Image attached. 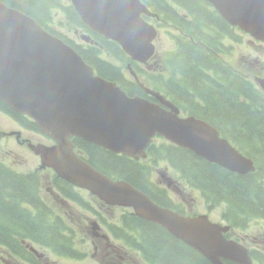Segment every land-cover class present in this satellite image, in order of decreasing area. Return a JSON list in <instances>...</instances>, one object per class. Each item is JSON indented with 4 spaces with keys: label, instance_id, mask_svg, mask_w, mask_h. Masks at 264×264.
<instances>
[{
    "label": "water",
    "instance_id": "1",
    "mask_svg": "<svg viewBox=\"0 0 264 264\" xmlns=\"http://www.w3.org/2000/svg\"><path fill=\"white\" fill-rule=\"evenodd\" d=\"M222 17L264 42V0H208ZM83 22L117 41L132 58L146 61L154 52V27L141 14L138 0H72ZM257 45L254 48H262ZM256 82L264 89V79ZM157 97H160L156 94ZM0 98L35 118L55 146L31 145L43 165L64 180L87 188L110 205L130 206L135 214L159 223L198 250L213 264H252L248 248L228 239V226L207 215L185 216L156 204L125 181H116L74 152L71 135L115 153L145 156L157 134L191 149L199 157L246 174L255 169L215 128L194 116L181 118L179 108L130 96L116 83L95 73L81 55L32 17L0 2ZM97 228V224H93Z\"/></svg>",
    "mask_w": 264,
    "mask_h": 264
},
{
    "label": "trees",
    "instance_id": "2",
    "mask_svg": "<svg viewBox=\"0 0 264 264\" xmlns=\"http://www.w3.org/2000/svg\"><path fill=\"white\" fill-rule=\"evenodd\" d=\"M0 1L31 16L41 26L63 38L101 76L117 82L128 94L149 97L140 85L128 80L120 65L102 54L106 51L120 64H126L130 59L119 44L92 31L71 4L70 8L64 9L62 0ZM177 2L193 15L190 21L180 18L184 36L177 41L178 51L170 59L171 67L180 76L163 79L161 74L154 75L150 77L152 86L171 98L183 114L194 115L214 125L221 135L254 160L256 169L247 174L231 172L188 149L171 144H151L149 156L155 162L158 159L170 161L193 188L202 192L208 203L225 204L223 217L232 226L246 229L253 219L264 221V94L224 60L223 55L231 50L224 45L225 39L240 41L234 39L230 26L206 3L199 0ZM54 7L63 8L70 24L85 30L90 42L78 44L54 30ZM155 77L161 79L155 80ZM0 109L23 125H35L33 120L11 110L1 99ZM74 143L80 155L106 175L128 181L164 207H178L164 188H158L151 181L150 166L79 138ZM38 182V174H18L0 162V240L9 243L12 241L11 231H20L38 238L40 243L56 251L81 257L82 253L74 249L73 234L65 220L56 216L53 220L50 217L47 223V213L51 216L52 212L39 198ZM55 183L64 197L97 212L94 205L75 192L71 184L56 176ZM24 202L36 208V216L22 206ZM112 229L116 236L129 238L150 264H212L164 227L140 219L131 212H126ZM133 236L140 237V241ZM13 242L18 244L16 240ZM255 254L253 257L258 259Z\"/></svg>",
    "mask_w": 264,
    "mask_h": 264
},
{
    "label": "rangeland",
    "instance_id": "3",
    "mask_svg": "<svg viewBox=\"0 0 264 264\" xmlns=\"http://www.w3.org/2000/svg\"><path fill=\"white\" fill-rule=\"evenodd\" d=\"M63 3H68V0H62ZM148 10H151L150 6H157L162 14L167 16L168 11L165 10V3L163 0H150V5L144 3ZM53 21L55 22L54 27L60 32L64 33L68 37L79 41V34H76L74 29L70 27L65 19V15L58 11H53ZM169 28L167 27H159L158 26V36L155 40L156 45V53L154 57L145 65L146 71L149 73L156 72H164L165 78H170L172 75H176L177 72L170 65L171 56L176 50V32L172 29V35L168 32ZM227 46L233 51V46L237 45L236 42L230 40L226 41ZM113 63L120 65L124 70L125 65L120 64L118 61L114 60L115 58L111 57L109 53H104ZM249 50V47L241 42V44L236 48L235 53L229 59L230 64L240 71L242 74L248 76V74H264V57H260L258 55H253ZM254 58L257 61H254ZM262 61L261 63H258ZM180 75L175 76L174 78H179ZM140 78L145 84H148L141 76ZM161 77H155V80H160ZM0 129L1 130H20L18 123L15 122L8 114L0 112ZM39 134V133H35ZM40 135L39 141L47 142V139ZM38 138L36 136H32L33 142ZM155 142H160L155 140ZM0 162H3L10 167L18 168L22 163L26 164V170L35 169L39 166L40 159L33 153H30V150L26 145L22 146L17 143L16 138L14 136H8L4 139L0 140ZM157 168V169H156ZM154 170V181H158L159 179V170H166L172 179L176 180L175 184L172 185V190H168L167 192L173 198L175 202H179V199H183L190 210L195 212L198 211L201 214L209 213L212 217L211 220H219L221 221L220 211L223 206L219 205L212 209H208V206L202 197V194L189 187L183 180L180 178L179 174L172 168H170L164 161L157 166ZM17 171H25V168L22 166ZM53 172L48 170L45 172V183L43 188V195L46 201L51 205V207L55 210L56 213L62 215L69 227H71L76 236V244L79 248L85 253V257H79L78 260L69 259L57 256L56 254H51L49 250L43 249L37 246L34 243H31L36 249L41 250L44 254V264H145L143 262V257L140 252L135 248H130L124 245L122 242H119L121 246V251L119 255L116 253L115 247L112 245L106 244V239L93 236V231L91 229V222L98 221L100 224V228L95 229V231L100 234H107L109 239L120 241L114 239L108 232L107 223H119L120 217L123 213L127 212L124 207H113L105 205H100L99 200L90 195L88 192H81V195H85V199L91 202L94 205V209L98 211L97 214L94 211L82 208L76 203L66 201L60 197H58L59 201H55L50 188L52 186ZM178 182V183H177ZM166 186V185H164ZM182 189L183 194L180 191ZM104 219V222L102 221ZM248 235V236H245ZM237 237H246L248 238V244L253 245V247L257 248L259 251L264 250V227L260 222L253 223L246 230L237 231ZM136 250V251H135ZM5 258L11 264H23L22 261L18 259H14L8 251L0 248V259ZM259 264V263H256Z\"/></svg>",
    "mask_w": 264,
    "mask_h": 264
},
{
    "label": "flooded vegetation",
    "instance_id": "4",
    "mask_svg": "<svg viewBox=\"0 0 264 264\" xmlns=\"http://www.w3.org/2000/svg\"><path fill=\"white\" fill-rule=\"evenodd\" d=\"M143 3H146L148 5H150V0H141ZM165 3V10L169 11V9L175 8L172 5V1L173 0H163ZM177 1V0H176ZM151 10H160L157 6H150ZM144 17L149 21L152 22L153 21V17L144 15ZM242 36H247V34L241 33ZM22 128H23V133L22 131H17L14 130L12 131V133H14L16 135V132H19L18 135H16L17 141L19 142L20 145H23L24 143H29L31 141V135L35 134L37 132L34 131V129H31L30 127H27V125H23L22 124ZM156 140L160 141L157 143V145L162 144V141L164 140L163 138H159L157 137ZM159 173V179L160 182L165 183V185L172 190V178L170 176H168V173L166 171H158ZM159 188V186H157ZM61 190V189H60ZM182 192V189L180 190ZM184 191L181 193L183 194ZM56 198V196H55ZM180 204L185 205L183 199L179 201ZM44 206L46 208L49 209V205L48 204H44ZM25 207V206H23ZM27 209H29L32 213L33 216L37 215V210L36 208H34L32 205L30 207H25ZM35 209V211L33 210ZM57 216V217H62V215L58 214V213H53L52 217ZM50 218L49 213H47L46 216V221L48 223V220ZM248 236V235H245ZM10 238L12 239V241H10L9 243H5L3 241L0 240V248H2L3 250H6L9 252V254L15 259H18L20 261H22L23 264H44V254L41 252V250L37 249V253H32L28 248L27 245L25 244V240H29L32 243L36 244L37 246L43 248V249H47V250H51L57 253H60V255H63V253H61L59 250H54L52 247L46 246L42 243H40L38 240V238H33L29 235H25L22 234L20 231H11L10 233ZM238 239H244L245 237H237ZM13 240H16L18 242V244H16L15 242H13ZM108 240V239H107ZM258 251V250H256ZM257 258V257H256ZM260 260V262H262L264 264V260L258 258ZM0 264H11L10 262H8L5 258L0 259Z\"/></svg>",
    "mask_w": 264,
    "mask_h": 264
},
{
    "label": "bare ground",
    "instance_id": "5",
    "mask_svg": "<svg viewBox=\"0 0 264 264\" xmlns=\"http://www.w3.org/2000/svg\"><path fill=\"white\" fill-rule=\"evenodd\" d=\"M71 7V5L69 4V3H66L65 4V7H64V9L65 8H70ZM75 11L77 12V10L75 9ZM78 13V12H77ZM79 14V13H78ZM79 17H80V19L82 20V18H81V16L79 15ZM82 22H83V20H82ZM212 46V45H211ZM202 48V47H201ZM197 49V48H196ZM192 59V58H191ZM195 60V59H194ZM208 63V62H207ZM189 64H190V62H189ZM195 64V63H194ZM201 64V63H200ZM198 69V68H197ZM208 69V68H207ZM220 70H221V68H220ZM214 72V71H213ZM224 76V75H223ZM211 98V97H210ZM233 123V122H232ZM237 126V125H236ZM232 127V126H231ZM241 129V128H240ZM248 134V133H247ZM239 136V135H238ZM240 137V136H239ZM243 138V137H242ZM246 138V137H245ZM251 138V137H250ZM246 140V139H245ZM71 187V186H70ZM73 188V187H72ZM35 191V190H34ZM5 224V223H4ZM9 224V223H8ZM2 226V225H1Z\"/></svg>",
    "mask_w": 264,
    "mask_h": 264
}]
</instances>
